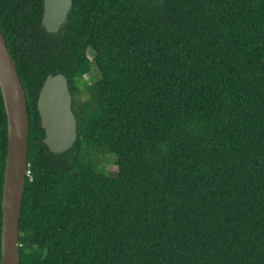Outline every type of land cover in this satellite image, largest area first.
Returning <instances> with one entry per match:
<instances>
[{
    "label": "trees",
    "instance_id": "obj_1",
    "mask_svg": "<svg viewBox=\"0 0 264 264\" xmlns=\"http://www.w3.org/2000/svg\"><path fill=\"white\" fill-rule=\"evenodd\" d=\"M43 14L0 0L30 120L20 264H264V0H74L57 34ZM57 74L61 154L37 106ZM7 151L0 87V263Z\"/></svg>",
    "mask_w": 264,
    "mask_h": 264
},
{
    "label": "water",
    "instance_id": "obj_2",
    "mask_svg": "<svg viewBox=\"0 0 264 264\" xmlns=\"http://www.w3.org/2000/svg\"><path fill=\"white\" fill-rule=\"evenodd\" d=\"M73 3L74 0H44L42 25L48 33L60 31L68 20ZM0 87L8 121L0 264H20L19 230L29 175L30 120L26 91L1 28ZM72 103L66 76L49 75L41 88L37 106L45 130L43 142L55 154L69 151L77 142L78 121Z\"/></svg>",
    "mask_w": 264,
    "mask_h": 264
},
{
    "label": "rangeland",
    "instance_id": "obj_3",
    "mask_svg": "<svg viewBox=\"0 0 264 264\" xmlns=\"http://www.w3.org/2000/svg\"><path fill=\"white\" fill-rule=\"evenodd\" d=\"M90 57L92 58V54H89ZM97 79V70L95 65L92 66L91 71L79 81V86L81 88H84L86 85L92 84L96 81ZM82 99H84L83 97H81ZM116 158L113 156H108V160H107V168L109 171H113L116 169Z\"/></svg>",
    "mask_w": 264,
    "mask_h": 264
}]
</instances>
